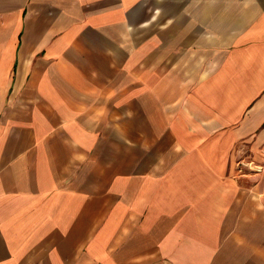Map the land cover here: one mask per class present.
<instances>
[{
	"label": "crops",
	"instance_id": "1",
	"mask_svg": "<svg viewBox=\"0 0 264 264\" xmlns=\"http://www.w3.org/2000/svg\"><path fill=\"white\" fill-rule=\"evenodd\" d=\"M0 264H264V0H0Z\"/></svg>",
	"mask_w": 264,
	"mask_h": 264
}]
</instances>
